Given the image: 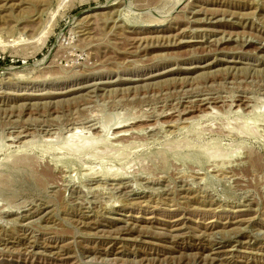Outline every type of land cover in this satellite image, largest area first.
I'll use <instances>...</instances> for the list:
<instances>
[{"label": "rangeland", "instance_id": "obj_1", "mask_svg": "<svg viewBox=\"0 0 264 264\" xmlns=\"http://www.w3.org/2000/svg\"><path fill=\"white\" fill-rule=\"evenodd\" d=\"M0 264H264V0H0Z\"/></svg>", "mask_w": 264, "mask_h": 264}, {"label": "bare ground", "instance_id": "obj_2", "mask_svg": "<svg viewBox=\"0 0 264 264\" xmlns=\"http://www.w3.org/2000/svg\"><path fill=\"white\" fill-rule=\"evenodd\" d=\"M132 38V37H131ZM256 162V161H255ZM258 162V161H257ZM255 165V164H254ZM51 176V175H50Z\"/></svg>", "mask_w": 264, "mask_h": 264}]
</instances>
